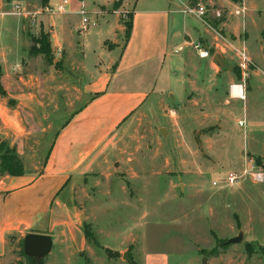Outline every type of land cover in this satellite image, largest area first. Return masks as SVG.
<instances>
[{
	"label": "rangeland",
	"instance_id": "obj_1",
	"mask_svg": "<svg viewBox=\"0 0 264 264\" xmlns=\"http://www.w3.org/2000/svg\"><path fill=\"white\" fill-rule=\"evenodd\" d=\"M30 1L38 17L45 10L44 0ZM245 1L251 12L241 17L233 11L242 3L228 10L215 0H200L207 22L220 35L231 37L224 29L226 22H238V31L245 26L238 36L248 35L246 52L253 64L246 78L242 80L233 59L228 65L234 73H202L199 78L188 73L195 80L186 86L190 100L179 99L181 86L173 78L172 91L178 99L174 102L165 95L162 103L151 104L153 97L149 98L147 109L128 117L79 191L78 204L91 232L88 247L70 260L53 249L37 263L15 238L0 264H138L137 246L167 252L169 264H264V179L253 182L246 174L233 186L223 183L229 170L241 171L245 165L264 170V2ZM115 3L120 0H113L111 12L119 8ZM125 12L116 14L123 24ZM87 17L91 24L86 30L81 29L83 15L74 19L80 38L92 36L83 48L89 65L99 45L94 34L103 28V21ZM108 37L114 38L110 30ZM119 38L124 43L125 29ZM108 55L102 53L99 59ZM43 57L48 68L52 61ZM197 59L192 55L190 61L199 63ZM36 64L26 65L29 72L38 69ZM230 80L242 83L243 95L226 102ZM67 81V77L52 78L49 86L56 90L40 93L46 102L43 125L24 109L26 123L21 130L0 123V174L7 173L1 161L7 149L28 168L41 169L56 131L80 108V101L88 99L70 88H57ZM10 104L16 106L14 100ZM239 231L243 233L239 242L226 243ZM120 246L127 248L126 257L116 255Z\"/></svg>",
	"mask_w": 264,
	"mask_h": 264
},
{
	"label": "crops",
	"instance_id": "obj_2",
	"mask_svg": "<svg viewBox=\"0 0 264 264\" xmlns=\"http://www.w3.org/2000/svg\"><path fill=\"white\" fill-rule=\"evenodd\" d=\"M61 1L48 0L41 4L47 7ZM69 1L65 13L52 14L44 10L45 13L42 11L32 19L11 13L16 4L35 11L29 7L30 0H0V65L4 89L3 93L0 92L2 126L21 130L26 123L21 115L22 109L28 110L38 125H43L46 102L40 93L49 92L51 88L56 90L55 86H49L52 78L67 77V84L57 88H70L72 92L88 97L80 101V108L56 131L41 169H30L24 164L25 171L20 175L0 174V259L6 254L11 240L16 238L21 243L32 232L51 235V252L57 249L59 254L63 252L69 256V260L83 252L89 241L85 234L87 221L79 207L78 194L100 164L99 158L118 128L132 114L147 109L149 98L153 97L151 104L162 103L167 95L175 102L178 98L172 91L173 78L181 86L179 99L190 100L191 93H187L186 86L194 85L195 80H191L188 73H194L197 78L202 73H234L233 67L228 65L229 60H235L234 65L239 67V58L222 39L236 46L243 41L247 48L248 35L241 33L242 38L238 36L245 26L238 31V22L224 23V29L231 37L221 35L219 39L207 18L182 12L184 5L202 4L200 0L195 3L192 0H120L119 8L114 12L109 10L113 0ZM215 3L228 10L229 6L236 8L238 5L230 0H215ZM242 4L246 16L251 11L245 0ZM82 9L86 15L103 21V28L94 34L99 45L93 50L95 55L89 57L93 61L89 65L83 48L87 47L92 36L80 38L77 33L81 31L80 26L74 19ZM120 10L131 14V30L124 43L119 35L123 34L125 25L116 15ZM109 30L113 39L108 37ZM41 31L50 35L53 60L48 68L42 64L43 54L31 52L33 39ZM194 41L212 51L211 56L200 58L192 46ZM105 52L109 53L106 59H99ZM217 54L224 66L213 61ZM192 55L200 62H191ZM34 62L39 67L29 72L26 65ZM19 71L37 74L21 75ZM232 81L229 83H234ZM226 88V102L241 99L230 94L229 84ZM12 100L16 106L10 104ZM70 104L67 103L68 108ZM131 236L134 235L131 233ZM122 247L116 251L125 257L127 248ZM135 254L138 264H169V256L162 250L137 246Z\"/></svg>",
	"mask_w": 264,
	"mask_h": 264
},
{
	"label": "built area",
	"instance_id": "obj_3",
	"mask_svg": "<svg viewBox=\"0 0 264 264\" xmlns=\"http://www.w3.org/2000/svg\"><path fill=\"white\" fill-rule=\"evenodd\" d=\"M70 4L69 0H63L61 2H58L55 5H48L45 7V12L47 13H65L68 11V6ZM245 7L244 5L237 7L234 9L233 13L237 16L244 17L245 16ZM183 13L190 14V15H196L200 18H205L206 15V8L199 2L195 4H187L184 5L182 9ZM12 14H16L19 16H30L32 19H35L37 16V12L34 11H28L25 7H23L21 4H16L14 7V10L11 12ZM80 13L83 15L82 18V27L81 29L86 30L89 28L91 22L89 17L86 15L85 10H80ZM217 16H220V12L216 11ZM123 16L127 18L128 13H123ZM95 24V22H92ZM217 37L221 39V35L217 32ZM222 41L226 44H229L231 48L235 51L237 57L239 58L238 66L240 67L243 75L242 80L246 78V75L248 73V70L250 69V66L253 65L247 55L246 48L244 45V42L241 41L239 46L231 44L226 39H222ZM193 48L195 49L197 55L200 58H207L211 56V51L207 48H204L199 41H194L192 43ZM243 86L242 83H231L229 85V92L233 96H242L243 95ZM242 122H240L241 124ZM246 174H248L249 178L253 182H262L264 179V170L261 168H256L254 165L251 167L248 165H245L244 169L241 171H235V170H229L225 173L223 178V183L225 186H233L239 182L240 179H242ZM216 181H213V184H216Z\"/></svg>",
	"mask_w": 264,
	"mask_h": 264
},
{
	"label": "trees",
	"instance_id": "obj_4",
	"mask_svg": "<svg viewBox=\"0 0 264 264\" xmlns=\"http://www.w3.org/2000/svg\"><path fill=\"white\" fill-rule=\"evenodd\" d=\"M47 1L48 0H44V2H47ZM192 1L193 3H195L197 0H192ZM230 1H232L233 3L241 4L243 0H230ZM114 6L117 8L120 6V3H115ZM124 25H125V40H126L129 37L130 30H131V14L128 13L127 20L124 21ZM262 35L264 36V30L262 31ZM34 41H35V45L32 47L33 53L43 54L48 60L52 61L53 55H52V50H51L50 35L48 33H45L44 31H41L39 36H37ZM240 71L241 69L239 68L238 73H240ZM1 75H2V67L0 65V92L3 93L4 89H3V86L1 85ZM5 151H6V154H3L1 156L3 169H5L7 173L11 175H20L24 173L25 171L24 164L19 160V158L14 153L12 152L9 153L10 152L9 149ZM85 234H86V238L89 239L91 232L88 229V223L85 224ZM21 245L23 246V240H21ZM106 250L111 252L110 251L111 249L108 247H106ZM118 254L119 252L116 251V255ZM131 264H135V263L131 261Z\"/></svg>",
	"mask_w": 264,
	"mask_h": 264
},
{
	"label": "water",
	"instance_id": "obj_5",
	"mask_svg": "<svg viewBox=\"0 0 264 264\" xmlns=\"http://www.w3.org/2000/svg\"><path fill=\"white\" fill-rule=\"evenodd\" d=\"M213 61L220 65L224 66L223 60L217 54ZM243 237L242 231H239L238 235L230 237L227 239L226 243H237ZM53 248V239L49 234L41 233H28L23 240V249L27 257L31 258L37 263H41L44 258L52 251ZM127 254L125 253V257ZM204 261V259H203Z\"/></svg>",
	"mask_w": 264,
	"mask_h": 264
}]
</instances>
